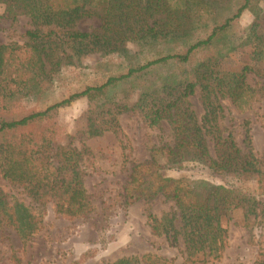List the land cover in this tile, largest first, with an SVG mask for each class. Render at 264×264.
Segmentation results:
<instances>
[{"label": "trees", "instance_id": "obj_1", "mask_svg": "<svg viewBox=\"0 0 264 264\" xmlns=\"http://www.w3.org/2000/svg\"><path fill=\"white\" fill-rule=\"evenodd\" d=\"M254 1L0 0L4 18L26 16L34 25L25 34L24 58L17 54L20 46L0 44L2 178L29 191L41 205L52 202L57 214L81 218L92 210L80 168L88 147L79 150L67 140L50 138V129L59 121L58 110L86 97L84 118L92 136L109 131L118 136L122 133L119 116L124 113H138L150 127L169 121L174 144L154 148L149 161L132 164L124 205L165 196L174 202L178 217L174 213L159 221L149 215L152 233L182 235L187 261L200 252L207 262L221 259L234 213L243 211L247 228L252 227L251 219L254 224L264 223V156L254 153L250 137L244 149L239 147L221 122L222 99H229L240 111L257 101L258 92L247 82L249 73L255 72L264 83V22L258 23L262 10L254 12L255 22L236 44L226 36L232 23L254 8ZM224 7L232 11L226 17L217 14ZM93 17L99 19L98 27L76 29L80 20ZM200 29L206 32L204 37L198 35ZM241 47L250 50L248 64L239 71L218 68L221 58ZM145 51L153 58L136 61ZM93 53L119 56L129 61V67L54 104L16 109L23 98L43 104L62 70L80 65L82 58ZM197 89L204 107L201 117L188 102ZM159 157L166 162L161 164ZM190 163L225 183L166 175ZM250 184L256 190L249 191ZM3 223L28 240L38 231L40 220L31 207L10 201L0 188V227ZM145 260V256H133L107 264H143Z\"/></svg>", "mask_w": 264, "mask_h": 264}, {"label": "rangeland", "instance_id": "obj_2", "mask_svg": "<svg viewBox=\"0 0 264 264\" xmlns=\"http://www.w3.org/2000/svg\"><path fill=\"white\" fill-rule=\"evenodd\" d=\"M238 1V0H236ZM253 9H246L226 32L229 42L236 44L245 29L255 22V11L262 10L258 23L264 22V0H255ZM232 11L220 8L217 14L228 16ZM4 6L0 4V44H16L21 48L17 54L26 56V32L34 28L31 19L20 16L15 20L3 17ZM99 26L96 17L80 20L76 29L88 31ZM204 37L206 32H197ZM135 51L136 46L129 45ZM249 48L241 47L218 61V68L225 71H239L249 63ZM153 58L148 52L138 56L139 63ZM129 61L119 56L103 57L100 53L82 58L80 65L65 67L55 83L46 93L43 104L37 105L31 99L23 98L17 103V110L44 107L59 102L86 86L99 85L109 76L123 73ZM247 82L258 92L257 101L251 108L240 111L229 99H222L223 126L229 130L239 147H246L250 137L251 146L258 157L264 156V83L255 73L247 75ZM198 117L204 114L200 89L188 99ZM88 107L86 97L73 101L58 110L59 121L49 132L52 140H67L73 147L88 150L80 168L92 210L85 216L67 219L57 214L52 202L41 205L29 191L4 180L0 174V188L10 201H20L31 207L39 216L38 231L28 240H22L10 224L0 227V264H107L124 257H144L143 264H161L156 258L165 259L166 264H260L264 261V223L245 226L243 211L233 214L228 223L227 246L219 260L207 262L203 252L186 260L185 242L182 235L152 233L149 215L161 221L176 215L174 202L160 195L152 201L140 200L126 206L123 201L124 187L129 180L133 163L151 159L154 148L165 144L173 145L174 137L169 121L150 127L138 113H124L119 116L122 133L117 136L109 131L103 136H92L87 129L84 113ZM63 144V143H62ZM212 144V143H211ZM161 164L166 159L159 157ZM166 175L174 178H196L216 184L225 181L190 163L183 170H168ZM249 191L256 190L254 184ZM44 209V210H43ZM178 217V213L176 215ZM179 228V220H175ZM154 262V263H153Z\"/></svg>", "mask_w": 264, "mask_h": 264}]
</instances>
